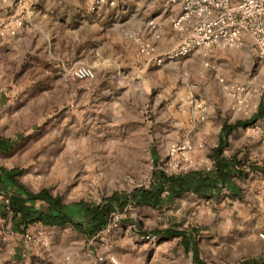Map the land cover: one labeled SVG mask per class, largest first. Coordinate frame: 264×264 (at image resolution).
<instances>
[{
  "label": "rangeland",
  "instance_id": "1",
  "mask_svg": "<svg viewBox=\"0 0 264 264\" xmlns=\"http://www.w3.org/2000/svg\"><path fill=\"white\" fill-rule=\"evenodd\" d=\"M109 9L90 0H0V137L17 142L0 154V166L18 169L29 191L48 190L66 205L101 204L148 189L157 175L212 169L222 127L249 122L264 98V59L248 39L240 48L194 50L156 66L128 35L127 53L102 62L93 29ZM135 11L119 7L120 14ZM171 48L155 45L157 54ZM80 65L94 70L92 80L72 76ZM195 102L206 106L203 115ZM262 124L257 120L259 138ZM251 126L234 134L248 172L236 205L227 188L215 199L188 193L161 208L130 201L114 211L122 216L118 226L96 239L69 226L36 224L20 233L0 215V264H63L64 257L96 264L104 253L121 264H264V173L257 170V189L248 180L249 153L257 150L264 169V137L256 146ZM173 147L186 151L171 157ZM247 204L257 206V216L245 221L239 211ZM169 227L196 231L198 263L181 238L153 234Z\"/></svg>",
  "mask_w": 264,
  "mask_h": 264
},
{
  "label": "trees",
  "instance_id": "2",
  "mask_svg": "<svg viewBox=\"0 0 264 264\" xmlns=\"http://www.w3.org/2000/svg\"><path fill=\"white\" fill-rule=\"evenodd\" d=\"M257 119H264V98L257 110ZM249 122H236L224 125L220 131L217 147L212 150L213 167L208 171H190L176 176L157 175L148 189H139L128 196H113L105 203H76L66 205L60 197H53L48 190L37 193L29 191L19 181L18 169L8 170L0 166V215L10 217L11 228L23 233L30 226L40 224L44 227L61 228L69 226L76 233L87 238L94 237L106 226L109 216L115 210H122L132 201L139 205L161 208L173 204L188 193L196 196L218 195L221 187H225L230 194L238 197L236 181L244 178L248 172L242 170L244 161L237 154L226 156L227 137L239 128L246 127ZM17 142L0 137V154L5 155L13 151ZM249 163L252 172L257 170L264 173L263 168H257L256 163ZM163 191L166 195L162 196ZM153 234L160 238H181L184 249L191 252L193 260L198 263V250L195 233L178 231L169 227Z\"/></svg>",
  "mask_w": 264,
  "mask_h": 264
},
{
  "label": "built area",
  "instance_id": "3",
  "mask_svg": "<svg viewBox=\"0 0 264 264\" xmlns=\"http://www.w3.org/2000/svg\"><path fill=\"white\" fill-rule=\"evenodd\" d=\"M117 0H90L93 7L114 8ZM170 5L179 4L181 13L170 20L171 28L178 35V43L167 52L157 54L155 45L147 40L136 38L139 52L148 62L160 66L166 60L185 57L194 50H209L211 48L227 49L240 48L248 39L257 55L264 59V0H166ZM149 32L155 40L161 36L162 27L153 21L147 23ZM207 65V64H206ZM72 76L77 80H92L95 72L88 66H75ZM187 80V76H184ZM222 82V79L220 80ZM227 89V87H225ZM194 108L203 115L206 106L195 102ZM199 121L203 117L199 116ZM264 144V140L262 141ZM186 151L185 147H173L169 156L174 157L178 152ZM186 162L187 157L183 155ZM180 169V166L174 165ZM222 194H227L225 188ZM122 216L119 211L112 213L106 226L94 237L101 238L109 235L119 224ZM150 239V236H146ZM264 239V237L261 236ZM25 241L31 242L26 235ZM96 264H121L112 254H99ZM7 264H13L8 262ZM63 264H73L69 257H64Z\"/></svg>",
  "mask_w": 264,
  "mask_h": 264
},
{
  "label": "crops",
  "instance_id": "4",
  "mask_svg": "<svg viewBox=\"0 0 264 264\" xmlns=\"http://www.w3.org/2000/svg\"><path fill=\"white\" fill-rule=\"evenodd\" d=\"M123 4L128 8L132 6L136 11L133 14L130 12L120 14L119 7ZM114 9H109V14L105 12L107 15L102 16L104 20L94 23L93 44L102 62L106 63L107 61L115 60L116 53H127V48H131L130 42L125 39L128 35L129 37L132 35L150 41L155 44L156 48L159 50H166L177 44L178 35L171 28L170 20L180 15L181 7L179 4L170 5L166 0H117ZM149 21H153L162 27L161 36L158 40H155L148 30L147 23ZM257 120H263L264 123V119H257L256 111L251 118L253 133L251 137H253L256 146L257 140L259 141L264 137V124L260 125L262 128L260 132H262L263 136L261 138L257 137ZM238 131H241V128L227 137V148L224 155L228 157L235 154V148H240V146L234 142V134ZM249 155H251L249 157L250 162L253 161V163L257 164V150L256 152L249 153ZM238 157L240 158L241 155L239 154ZM248 180L252 181V185H254V187L256 186L257 189V172L250 174ZM240 181L242 180L236 181L238 197L232 195V200H234L232 205H236L235 200H242L243 197L241 198V195L244 196V194H246L245 185ZM222 188L225 187H221L220 192ZM218 195H214L211 198L215 199ZM248 205L249 204L243 208V211H239L246 214L244 217L245 221L251 219L252 216L250 215L252 214H255L253 217L257 216V206Z\"/></svg>",
  "mask_w": 264,
  "mask_h": 264
}]
</instances>
